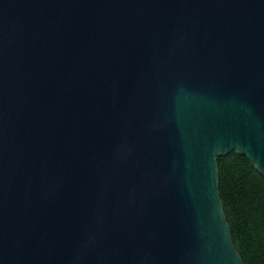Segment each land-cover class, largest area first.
<instances>
[{"label": "water", "instance_id": "obj_1", "mask_svg": "<svg viewBox=\"0 0 264 264\" xmlns=\"http://www.w3.org/2000/svg\"><path fill=\"white\" fill-rule=\"evenodd\" d=\"M230 152L264 178V0H0V264H245Z\"/></svg>", "mask_w": 264, "mask_h": 264}, {"label": "trees", "instance_id": "obj_2", "mask_svg": "<svg viewBox=\"0 0 264 264\" xmlns=\"http://www.w3.org/2000/svg\"><path fill=\"white\" fill-rule=\"evenodd\" d=\"M217 162L218 192L234 246L245 264H264V178L235 152Z\"/></svg>", "mask_w": 264, "mask_h": 264}]
</instances>
